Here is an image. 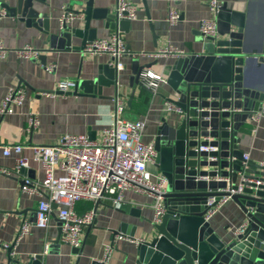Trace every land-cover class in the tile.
Segmentation results:
<instances>
[{
	"label": "crops",
	"instance_id": "obj_1",
	"mask_svg": "<svg viewBox=\"0 0 264 264\" xmlns=\"http://www.w3.org/2000/svg\"><path fill=\"white\" fill-rule=\"evenodd\" d=\"M8 6L14 0H0ZM87 0H46V12L51 16V24L59 26V18L67 9L82 10ZM137 7L136 19L129 22L126 31L118 32L128 54L120 56L113 80L115 85L104 86L99 95L85 94L77 89V95H54L51 93L59 81L88 80L92 78L100 64L108 61L107 55L89 57L78 51H54L47 43V37L33 27H27L17 18L7 16L0 20V39L6 55L0 59V103L6 93L14 88L25 91V99L20 106L12 107L10 114L0 115V169L11 172L0 174V244H7L12 250L0 247V264H28L33 256L40 255L39 264H99L104 245H112L111 264H135V246L137 242L149 240L155 233L152 224L153 210L151 198L132 191L125 192L124 204L116 209L108 201L100 204L79 202L74 210L77 214L92 211V223L83 228L81 234V254L72 253V248L58 240L59 222L53 213L46 228L35 226L37 203L45 197L40 187L43 168L33 160L32 149L35 146H51L59 143L64 135H84L99 140L102 131L109 127L114 119L116 102L123 106L122 117L128 121H141L145 143L152 144V138L162 117H178L176 113L165 114L162 110L166 98H170V88L166 78L170 64L176 58L153 57V53L169 42L186 53L199 52L198 23L211 17L208 0H131ZM232 10L242 13L245 21V46L249 50H264V0H219ZM116 0H93L92 7L114 11ZM173 9L178 21L169 26L166 22L168 12ZM92 21L90 28L99 22ZM77 28H83L82 19L71 22ZM116 34L109 29L99 28L96 39L108 38ZM80 40L72 41L79 45ZM30 45L39 51L33 59H19L15 50ZM135 60L136 64H135ZM158 60V63L154 62ZM54 66L48 73L46 66ZM137 66H149L153 74L159 75L164 82L159 83L155 92H150L135 84L133 78ZM248 86L263 96L264 109V67L254 63L248 66L245 74ZM140 83V82H139ZM34 115L38 120L35 129L26 130L28 119ZM239 150L247 161L260 164L264 159V117L258 122L248 120L239 128ZM18 145L22 147L21 156L27 166L20 173L15 172L16 155L11 152L3 155L4 147ZM147 171L154 179L159 175L155 165H148ZM58 173V172H57ZM24 180L36 187L38 193L21 191ZM243 216L238 207L227 200L209 219L210 224L220 233L232 234L242 224ZM28 224V232L18 238L19 228ZM225 229V230H224ZM225 231V232H224ZM133 236V240L124 236Z\"/></svg>",
	"mask_w": 264,
	"mask_h": 264
},
{
	"label": "water",
	"instance_id": "obj_2",
	"mask_svg": "<svg viewBox=\"0 0 264 264\" xmlns=\"http://www.w3.org/2000/svg\"><path fill=\"white\" fill-rule=\"evenodd\" d=\"M92 1L87 0L81 11H65L83 16L82 29L72 21L53 27L46 0H14L11 7L0 1V5L7 16L43 33L51 50L78 51L83 56L84 46L96 38L99 28L117 34L129 25L114 11L93 8ZM92 21L99 23L90 28ZM216 23L218 39L199 34L200 51L186 53L169 66L165 81L171 97L165 102L181 114L162 117L152 138L155 167L166 181L161 196L165 212L154 225V235L136 243L135 264H264V165L243 159L236 136L242 124L263 108L262 94L246 84L245 74L252 63L264 67V50L245 46L244 16L226 3H220ZM75 39L79 45L72 44ZM117 63V58L109 57L92 78L75 82L67 94L77 95L79 89L99 95L102 87L114 86ZM148 67H136L133 80L140 87L139 75ZM223 197L243 216L232 234L218 232L204 219L207 200L216 203ZM100 203L96 201L94 209ZM124 237L133 240L132 235ZM11 250L12 246L8 254ZM72 253L79 256L81 247L72 248ZM40 259L33 256L28 264H39ZM9 261L18 263L10 257Z\"/></svg>",
	"mask_w": 264,
	"mask_h": 264
},
{
	"label": "built area",
	"instance_id": "obj_3",
	"mask_svg": "<svg viewBox=\"0 0 264 264\" xmlns=\"http://www.w3.org/2000/svg\"><path fill=\"white\" fill-rule=\"evenodd\" d=\"M207 8L211 15L208 19L200 20L198 32L204 38L216 40L219 38L216 17L220 8L219 0H208ZM59 18V25L68 24L74 19H82L81 14L68 12ZM114 12L118 20L131 22L136 19L137 7L131 0H116ZM7 17V11L0 5V20ZM179 19L178 13L171 9L166 17L169 26L175 24ZM83 54L89 57L107 55L111 58H119L128 54V50L117 34L108 38L96 39L87 43ZM182 49L174 47L169 42L153 57L179 58L185 55ZM6 55V48L0 39V59ZM19 59H33L39 56V51L30 45H24L15 50ZM117 69L121 65L117 63ZM48 73L54 71V66L44 68ZM141 86L155 92L159 83L164 79L149 70H143L139 75ZM76 84L72 80L59 81L55 90L45 93V96L66 95L74 90ZM25 99L24 89L18 87L9 90L0 103V115L10 114L12 107L22 105ZM163 112L165 114H181V110L164 102ZM123 106L116 102V110L111 125L105 128L99 140H90L84 135H64L58 144L51 146H35L32 149L33 160L39 162L43 168V179L40 187L45 197L37 203L35 211V226L46 228L51 214L54 212L59 222L60 237L62 244L70 248H79L81 245V234L84 227L90 225L94 218L92 211L77 214L74 207L79 202L95 203L96 201H108L113 208H120L125 202V192L132 191L145 194L151 198L153 210L152 224L157 225L163 216L165 209L162 194L165 191L166 181L159 174L154 179L147 171V166L155 165L156 151L151 143H145L143 137V124L141 121H128L122 117ZM264 117V109L252 114L250 120L258 122ZM38 120L34 115L28 119V132L35 129ZM22 147L14 145L4 147L3 155L8 156L11 152L16 155L15 172L27 166V161L21 156ZM204 150V149H201ZM243 159L247 161L243 155ZM264 165V159L260 163ZM58 172V173H57ZM0 174L10 175L6 169H0ZM21 191L25 193H38L35 186L24 180ZM228 200L223 197L216 203L213 198L207 200L208 210L204 219L209 220ZM28 232V224L23 223L18 232V238ZM138 243V242H137ZM0 247L8 249L7 244ZM112 245L106 244L102 248V254L97 260L99 264H111ZM16 264V263H13Z\"/></svg>",
	"mask_w": 264,
	"mask_h": 264
}]
</instances>
